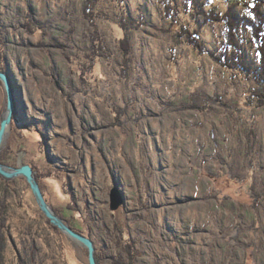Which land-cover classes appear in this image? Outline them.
<instances>
[{"label": "rangeland", "instance_id": "rangeland-1", "mask_svg": "<svg viewBox=\"0 0 264 264\" xmlns=\"http://www.w3.org/2000/svg\"><path fill=\"white\" fill-rule=\"evenodd\" d=\"M162 1L0 0V71L15 97L0 162L15 167L25 153L49 205L93 240L98 264H264L261 85L210 55L227 43L224 24L197 12L208 6L175 0L176 23ZM121 20L134 26L126 65ZM181 25L200 29L207 52L178 36ZM100 38L107 57L94 54ZM5 107L0 82V122ZM115 187L123 202L112 209ZM0 202V264H89L25 178L0 176Z\"/></svg>", "mask_w": 264, "mask_h": 264}, {"label": "trees", "instance_id": "trees-1", "mask_svg": "<svg viewBox=\"0 0 264 264\" xmlns=\"http://www.w3.org/2000/svg\"><path fill=\"white\" fill-rule=\"evenodd\" d=\"M164 1V8L165 13L171 17H173L174 22L177 20V16L172 15V8H175V0H163ZM162 1V2H163ZM186 1V0H185ZM226 2L228 3V7L225 11L220 10V5L217 6V2ZM256 1V0H255ZM254 1V2H255ZM191 4L197 9H204L206 6L209 9L208 13L197 12L199 14H203L205 21H217L223 23L225 26V40H226V51L221 54V57H217L214 54H210L214 59L219 62L222 66L228 67L230 69H234L241 73L252 74L255 76V79L259 85H261V90L254 92V97L257 98L258 104L261 106L264 104V10H262V6L264 0H257L255 3L253 1L244 2V0H190ZM254 4H253V3ZM260 2V3H259ZM245 3V4H244ZM244 4L247 7L246 13H239L238 7ZM192 6V7H193ZM91 6L89 2L85 5V15L89 20H93L90 14ZM175 18V19H174ZM178 21H176L177 23ZM120 25L122 30H124V34H122V45L124 46V62L125 65L126 60L129 59L128 55L130 54L131 50V36L130 30L134 27L128 22L121 20ZM95 26V24H94ZM191 25H181L180 30L178 31V36L181 38H186V42L193 46L198 52L203 53L207 52L206 47L203 45V42L200 39V29L196 26L193 28H189ZM98 33V31H97ZM251 34V41L255 42L256 44V55L255 60H251L249 56L245 54V48L243 42H245L246 35ZM100 38L99 43L95 44L94 54L102 55L103 57H107L108 55L105 54L103 51V42ZM246 44V43H245ZM247 45V44H246ZM3 54L0 50V70L3 69ZM91 60L94 61V57H91ZM258 60V61H257ZM251 96L250 98H253ZM2 161V160H1ZM5 161V159H4ZM2 161V162H4ZM1 205V202H0ZM4 210H0V243L1 245L4 242L3 238V228L4 224L2 222ZM50 224V223H49ZM51 226V224H50ZM75 231L76 227L70 225ZM53 229L59 232V230L51 226ZM78 232V231H77ZM132 247L129 245V253H130V261H133L135 255L132 251ZM131 248V249H130ZM1 262V258H0ZM116 264H122L120 262H116Z\"/></svg>", "mask_w": 264, "mask_h": 264}, {"label": "water", "instance_id": "water-1", "mask_svg": "<svg viewBox=\"0 0 264 264\" xmlns=\"http://www.w3.org/2000/svg\"><path fill=\"white\" fill-rule=\"evenodd\" d=\"M0 82L4 86L6 93V107L0 122V153L8 139V134L14 121L15 115V97L13 86L7 73L0 71ZM24 152L18 154L17 165L10 166L0 162V176L5 181H12L15 178L23 177L27 181L30 189L36 199L37 205L51 225L58 228L74 242L79 243L88 250L89 264H98L96 259V246L92 239L71 228L64 219H62L46 201L40 183L37 179L33 167L23 160ZM123 202L120 189L115 187L111 192V207L117 209Z\"/></svg>", "mask_w": 264, "mask_h": 264}, {"label": "flooded vegetation", "instance_id": "flooded-vegetation-1", "mask_svg": "<svg viewBox=\"0 0 264 264\" xmlns=\"http://www.w3.org/2000/svg\"><path fill=\"white\" fill-rule=\"evenodd\" d=\"M15 121V120H14Z\"/></svg>", "mask_w": 264, "mask_h": 264}]
</instances>
